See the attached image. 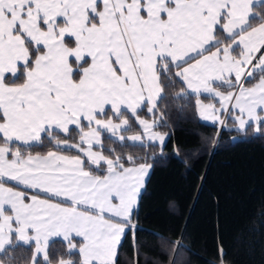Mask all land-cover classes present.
Returning a JSON list of instances; mask_svg holds the SVG:
<instances>
[{
    "label": "snow or ice",
    "instance_id": "obj_1",
    "mask_svg": "<svg viewBox=\"0 0 264 264\" xmlns=\"http://www.w3.org/2000/svg\"><path fill=\"white\" fill-rule=\"evenodd\" d=\"M177 83L205 120L259 132L264 4L0 0V261L24 248L33 264H132L151 165L110 145L163 144L156 114Z\"/></svg>",
    "mask_w": 264,
    "mask_h": 264
},
{
    "label": "trees",
    "instance_id": "obj_2",
    "mask_svg": "<svg viewBox=\"0 0 264 264\" xmlns=\"http://www.w3.org/2000/svg\"><path fill=\"white\" fill-rule=\"evenodd\" d=\"M181 89L167 87L159 104L155 128L168 134L161 148L110 145L151 165L134 210L142 231L125 239L121 260L131 253L135 264L138 252L139 264H264V127L219 131L199 119L197 97ZM53 251L58 259L62 244L50 258ZM8 255L0 264H33L24 248Z\"/></svg>",
    "mask_w": 264,
    "mask_h": 264
},
{
    "label": "crops",
    "instance_id": "obj_3",
    "mask_svg": "<svg viewBox=\"0 0 264 264\" xmlns=\"http://www.w3.org/2000/svg\"><path fill=\"white\" fill-rule=\"evenodd\" d=\"M258 2L260 3V4H262V3H264V0H258ZM188 92H190V90L188 91ZM191 93V92H190ZM194 95V94H193ZM195 96V95H194ZM204 97L203 96H201L200 97V99L204 102V103H209V102H214V101H210V100H208V99H203ZM196 101H197V99H196ZM196 110H197V114H198V117H199V119L202 121V122H204V123H207V124H211V125H215V126H217V127H220V124H219V122H213V121H211V120H205L203 117H201L200 115H199V112H198V108H197V103H196ZM225 114L226 113H222L221 114V119L223 120V118H224V116H225ZM148 118V117H147ZM150 118V117H149ZM225 122H226V124L228 125H226V126H222V128H227V129H231V130H236V131H238L239 129H237L235 126H234V124H233V121H232V119H231V117L230 116H228V114H227V117H226V120H225ZM252 127H253V130H255V127L257 128L258 126H256V125H251ZM167 134V133H166Z\"/></svg>",
    "mask_w": 264,
    "mask_h": 264
},
{
    "label": "rangeland",
    "instance_id": "obj_4",
    "mask_svg": "<svg viewBox=\"0 0 264 264\" xmlns=\"http://www.w3.org/2000/svg\"><path fill=\"white\" fill-rule=\"evenodd\" d=\"M140 115H141V118H147V116L145 115V113L144 112H141L140 113ZM151 116V115H150ZM147 119H152V117L151 118H147ZM134 122H135V120H134V118L132 119ZM135 125L137 126V128L139 129L137 132H127V133H124V135H126V136H131V135H136V134H140V132H141V129H140V127H139V125H138V123H136L135 122ZM227 125V124H226ZM228 126V125H227ZM227 129V128H226ZM154 131H156V132H159L160 134H162V135H165V140H164V142H163V144L165 143V141L167 140V138H168V134H166V133H164V132H160V131H158L156 128H154ZM239 132H241V133H243V135H246V134H244V132H246V130H244V131H240V130H238ZM258 131H257V128L255 127V130L253 131V133H257ZM244 137V136H243ZM129 143H131V142H129ZM146 144H149V142H147L146 141V139H145V145ZM150 144H156V145H158V147L159 148H161L162 146H163V144H160V142H155V143H150ZM149 164V163H148ZM150 165V164H149ZM150 170H151V168H150ZM150 170H149V172H150ZM149 172H148V174H147V176L145 177V182H144V186H145V183H146V179H147V177H148V175H149ZM143 189H144V187L142 188V190H141V192L143 191Z\"/></svg>",
    "mask_w": 264,
    "mask_h": 264
},
{
    "label": "built area",
    "instance_id": "obj_5",
    "mask_svg": "<svg viewBox=\"0 0 264 264\" xmlns=\"http://www.w3.org/2000/svg\"><path fill=\"white\" fill-rule=\"evenodd\" d=\"M158 115H159V114H158ZM159 117H160V115H159ZM226 117H227V113L225 114V116H224V118H223L224 121L226 120ZM221 128H222V126L220 125V127H219V131L221 130Z\"/></svg>",
    "mask_w": 264,
    "mask_h": 264
}]
</instances>
